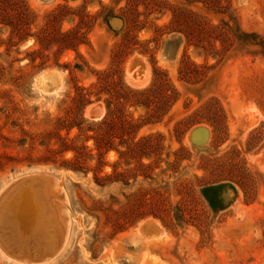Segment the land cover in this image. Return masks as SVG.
Listing matches in <instances>:
<instances>
[{"label": "rangeland", "instance_id": "rangeland-1", "mask_svg": "<svg viewBox=\"0 0 264 264\" xmlns=\"http://www.w3.org/2000/svg\"><path fill=\"white\" fill-rule=\"evenodd\" d=\"M177 10L227 40L186 38ZM28 175L66 241L29 262L39 192L0 227V264H264V0H0V201Z\"/></svg>", "mask_w": 264, "mask_h": 264}, {"label": "bare ground", "instance_id": "bare-ground-1", "mask_svg": "<svg viewBox=\"0 0 264 264\" xmlns=\"http://www.w3.org/2000/svg\"><path fill=\"white\" fill-rule=\"evenodd\" d=\"M140 58V57H139ZM134 60V59H133ZM137 60H138V63L134 66V63L132 61V63L130 64V79L132 81V83L135 85H139V84H144L147 80V76H146V68H145V65H144V60L142 61L141 58L138 59L137 57ZM139 66V67H138ZM44 77V76H43ZM47 78V76H45ZM44 77V78H45ZM45 78V79H46ZM142 86V85H141ZM29 176V175H28ZM35 176V175H34ZM38 176V175H37ZM49 178V177H48ZM52 178V177H51ZM50 178V179H51ZM23 179V178H22ZM19 181V180H18ZM53 181V180H51ZM54 183V182H52ZM51 183V184H52ZM16 184V183H15ZM47 185V184H46ZM45 184H32V185H29L27 187H23L22 189L19 188L17 190H12L10 188H13L12 186L9 187L10 189V193H9V189L7 188L4 192H3V195H4V198L5 201H4V205H3V208H4V213L0 214V227H3L5 224L7 226V223L8 221L10 222V220L12 219H15L19 216L20 214V211H21V207L22 206H27L28 204H31L32 202H36V201H33V199H35L36 197H39L41 198V195L39 194V192H42L44 194V192L47 194H44V196H42V198L44 199V202L48 199H51L52 197H50V195L52 194V191H50L49 188H47ZM54 185V184H53ZM50 186V185H49ZM53 188V187H52ZM47 189V191H46ZM54 189V188H53ZM4 190V189H3ZM57 191V190H55ZM58 193V192H57ZM38 194V195H37ZM42 194V195H43ZM50 194V195H49ZM2 195V196H3ZM6 196V197H5ZM61 200V199H60ZM43 201V200H42ZM59 201V200H58ZM49 202V200H48ZM60 202V201H59ZM1 203V201H0ZM37 203V202H36ZM51 203V202H50ZM36 206V205H35ZM37 208L34 207V210L35 211L37 209L38 211V218L39 217H43L42 219L45 220V217L48 218L47 220V223H48V227H49V233L47 234L48 237V242L50 241H54L55 239V235L59 232V230L61 231V238L59 240V250L62 248V246L64 245L65 241H66V229H63L61 227V221H64L67 223V220L65 217H68V210L62 205L59 207L58 209V212H55L53 210V206L50 204L46 205V202L42 205V204H37L36 206ZM23 212V211H22ZM27 215V214H26ZM29 218V217H28ZM32 218V217H30ZM34 219H35V216H34ZM40 219V218H39ZM17 220V219H16ZM25 220V219H24ZM69 220V219H68ZM6 223H5V222ZM33 222V220L31 221ZM36 222V221H35ZM16 223V221H15ZM40 223V222H39ZM38 224V223H37ZM41 224V223H40ZM57 224V225H56ZM32 225V224H31ZM19 225L16 223L14 228L17 229ZM34 226V224H33ZM39 226V224H38ZM11 227V226H10ZM143 227H150L152 232L154 235H159V234H163L164 231L162 229V227L157 224V223H150L148 224L147 226L145 225H142L141 228ZM31 228V227H30ZM34 228V227H33ZM68 228V227H67ZM21 230V229H20ZM38 230V229H37ZM150 230V231H151ZM32 231V230H31ZM68 231V229H67ZM148 231V230H147ZM22 232V231H21ZM46 232V231H45ZM56 232V234H55ZM21 235V234H20ZM23 235V234H22ZM42 233H41V237H42ZM46 234L44 233V236ZM46 237V236H45ZM22 238V237H21ZM25 238V237H24ZM43 238V237H42ZM16 239V238H15ZM47 239V238H46ZM45 239V241H46ZM20 240V239H19ZM23 240V238H22ZM40 240H42L40 238ZM40 244L42 243L43 245V242H39ZM58 253V252H57ZM48 259L50 258H47L45 262L48 261ZM29 260V259H28ZM25 261V260H24ZM29 262H32L31 260H29ZM33 263V262H32Z\"/></svg>", "mask_w": 264, "mask_h": 264}, {"label": "trees", "instance_id": "trees-1", "mask_svg": "<svg viewBox=\"0 0 264 264\" xmlns=\"http://www.w3.org/2000/svg\"><path fill=\"white\" fill-rule=\"evenodd\" d=\"M219 3L224 1V0H218ZM21 4L19 6V8H23L22 10V17L21 19L24 21V17L26 15V13L24 12V7L22 5V2L19 1L17 4ZM220 7V6H219ZM180 21H184V23L187 25V29L184 30V33H185V36L186 38L190 37L192 32H189L190 28L195 27L197 28V32H198V35L201 36L203 39H208L210 38L211 35L215 34L218 32V35H217V38L219 37L222 42H225V40H227V35L229 33V29L225 30V28H218V27H214L210 24H206L205 22H202V21H199V20H195L192 22V20H187V18L184 19V14L183 13H180L175 11L173 13V22H180ZM23 24V25H22ZM21 26H25L24 23H20ZM16 30V29H15ZM20 31V29H19ZM187 31L189 33H187ZM192 31V30H191ZM17 32H18V29H17ZM156 82V86L157 88H165L166 91H168L167 87H169V84H168V80L166 78L165 75L159 73L157 74V79L155 80ZM126 91H124V95L122 96L123 99H127V95L128 94H132V96L134 97H141V96H144L145 94V91H136V90H131V89H128L126 88L125 89ZM141 104V103H140ZM164 106L159 105V106H155V109H153V115L155 116L157 113H159V111H161L163 109ZM117 112H119L117 110ZM152 116V115H151ZM95 143H96V146H100V142L102 141V137L101 136H98V138L95 139Z\"/></svg>", "mask_w": 264, "mask_h": 264}, {"label": "water", "instance_id": "water-1", "mask_svg": "<svg viewBox=\"0 0 264 264\" xmlns=\"http://www.w3.org/2000/svg\"><path fill=\"white\" fill-rule=\"evenodd\" d=\"M134 66L138 63V60L135 59L133 61ZM47 184L46 186L50 185V181L48 178L43 177V176H29L26 178L21 179L20 181H18L16 184H14L12 187L10 188L11 191L13 190H17L19 188H23L24 186L27 187L29 185H36V184ZM10 189H9V193H10ZM6 197V196H5ZM6 198H4V196L1 199V203H0V214L4 213V201ZM61 238V231L59 230V232L55 235V239L54 241H46L44 243L43 246H41L40 248H34L29 252V259L32 262H43L45 261L47 258H52L58 251H59V240Z\"/></svg>", "mask_w": 264, "mask_h": 264}]
</instances>
